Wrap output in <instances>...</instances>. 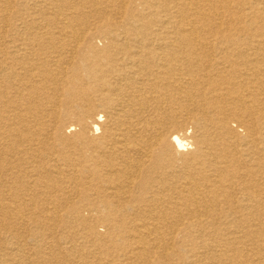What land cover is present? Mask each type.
Listing matches in <instances>:
<instances>
[{
    "label": "bare ground",
    "instance_id": "1",
    "mask_svg": "<svg viewBox=\"0 0 264 264\" xmlns=\"http://www.w3.org/2000/svg\"><path fill=\"white\" fill-rule=\"evenodd\" d=\"M0 264H264V0H0Z\"/></svg>",
    "mask_w": 264,
    "mask_h": 264
},
{
    "label": "rangeland",
    "instance_id": "2",
    "mask_svg": "<svg viewBox=\"0 0 264 264\" xmlns=\"http://www.w3.org/2000/svg\"><path fill=\"white\" fill-rule=\"evenodd\" d=\"M16 6H17V5H15V7H14V9H13L14 12H16V11L19 9V8L16 7ZM6 29L8 30V31H7V36H8V38H9V37H11V36L14 34V32L11 31V32L9 33V29H8V28H6ZM15 35H16V33L13 35V37H14ZM100 231H101V230H100Z\"/></svg>",
    "mask_w": 264,
    "mask_h": 264
}]
</instances>
